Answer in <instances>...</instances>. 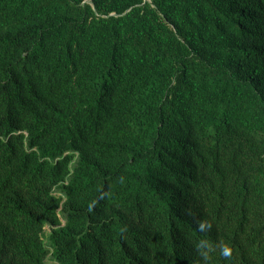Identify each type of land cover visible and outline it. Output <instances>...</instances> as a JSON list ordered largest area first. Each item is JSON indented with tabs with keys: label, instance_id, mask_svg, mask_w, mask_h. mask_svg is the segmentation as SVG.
Returning <instances> with one entry per match:
<instances>
[{
	"label": "trees",
	"instance_id": "16d2710c",
	"mask_svg": "<svg viewBox=\"0 0 264 264\" xmlns=\"http://www.w3.org/2000/svg\"><path fill=\"white\" fill-rule=\"evenodd\" d=\"M0 264H264V0H0Z\"/></svg>",
	"mask_w": 264,
	"mask_h": 264
}]
</instances>
